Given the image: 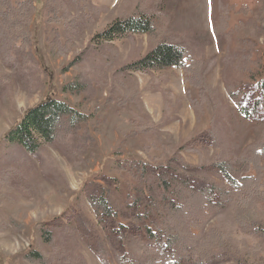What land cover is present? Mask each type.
Here are the masks:
<instances>
[{"label": "rangeland", "instance_id": "374dc122", "mask_svg": "<svg viewBox=\"0 0 264 264\" xmlns=\"http://www.w3.org/2000/svg\"><path fill=\"white\" fill-rule=\"evenodd\" d=\"M61 1L54 14L56 0H32L29 55L9 56L0 42V264H104L96 249L113 258L114 251L130 248L135 258L146 259L150 253L138 248L136 237L165 214L161 204L143 213L150 199L160 202V166L223 185L215 166L226 161L240 176H257L264 191V158L259 168L244 161L264 138L263 0H223L230 19L219 38L212 32L219 0ZM141 12L157 14L156 37L95 38L113 21ZM162 38L202 62L212 91L204 101H195L198 92L181 69L129 67ZM83 76L93 81L92 96L65 90ZM47 95L87 117L80 133L87 130L93 144L80 167L65 145H43L40 156L56 166L46 172L41 158L7 139L25 111ZM103 189L118 216L101 222L89 198ZM255 217L264 232V209ZM213 225L224 227L226 250L232 251L201 264H264V237L226 213L193 231L202 236ZM48 230L51 242L42 237ZM29 250L46 260L25 259Z\"/></svg>", "mask_w": 264, "mask_h": 264}, {"label": "trees", "instance_id": "16d2710c", "mask_svg": "<svg viewBox=\"0 0 264 264\" xmlns=\"http://www.w3.org/2000/svg\"><path fill=\"white\" fill-rule=\"evenodd\" d=\"M218 3L219 13L212 27V32L217 38L226 34L230 19L224 1L219 0ZM61 4V0H56L52 13L58 14L62 8ZM242 9L240 8L237 13L243 12ZM34 13L32 0H0V42L2 45H7L2 49L3 53L9 56H13L16 53L14 51L23 54L27 51L28 55L31 53L30 25ZM156 16L157 14L152 12H141L139 15L117 19L95 38L110 42L135 34L156 37ZM52 52L55 54V50ZM32 62L35 63L33 56ZM129 67L137 70H162L171 67L181 69L184 73V81L198 92L196 100L194 99L197 102L204 101L212 92L205 83L202 62L194 59L186 49L166 38L156 40L144 56L131 63ZM88 78L84 76L79 78L65 90H69L72 94L87 93L92 96L93 81ZM229 93L231 94V91ZM86 120V116L76 112L66 103L47 95L37 106L25 111L17 128L7 136V139L12 144L20 146L27 154L41 158V165L46 172H50L52 168L56 169V166L53 158L40 156L43 145H65L70 155L74 157L75 166L80 167L84 163L82 154L86 153L88 145L93 144L87 130L80 133ZM213 139L218 141L215 133ZM250 154L251 157L244 161L249 166L259 168L264 158V138L251 146ZM160 168L165 169L162 173L157 171L156 174L161 191V203L156 200L152 202L150 199L148 211L144 209L143 213L146 215L152 213L158 209L157 204H161L164 205L165 214L161 216L160 222H151L148 227L141 229L136 237L138 248H145L150 255H147L146 259H138L129 248L130 251L128 249L125 252L114 251V257L111 258L107 251L96 249L104 264H182L193 259L201 264L221 260L232 251L226 250L224 227L213 225L208 233L202 236L193 231V229L202 230L207 220L221 213L230 215L234 220L240 221L241 226L264 237L260 220L254 218L259 210L264 209L263 184L257 176H240L234 172L233 165L226 161H218L215 166L225 180L223 185L205 183L200 179L197 183L187 172L177 175L166 166ZM109 194L107 189H103L99 196L89 198L101 222L118 216ZM135 201L137 206L139 201ZM121 229L122 226L118 229L116 238L119 243L124 242ZM42 235L46 242H51L50 230L43 232ZM25 259L40 263L46 260L45 256L35 250H29Z\"/></svg>", "mask_w": 264, "mask_h": 264}]
</instances>
